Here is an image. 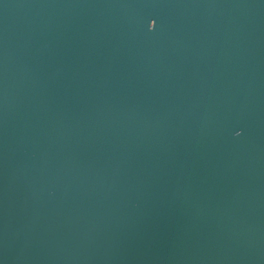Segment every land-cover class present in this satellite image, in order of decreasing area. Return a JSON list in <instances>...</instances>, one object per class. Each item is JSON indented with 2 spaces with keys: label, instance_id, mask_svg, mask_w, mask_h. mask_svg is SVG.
<instances>
[{
  "label": "water",
  "instance_id": "water-1",
  "mask_svg": "<svg viewBox=\"0 0 264 264\" xmlns=\"http://www.w3.org/2000/svg\"><path fill=\"white\" fill-rule=\"evenodd\" d=\"M0 264H264V0H0Z\"/></svg>",
  "mask_w": 264,
  "mask_h": 264
}]
</instances>
